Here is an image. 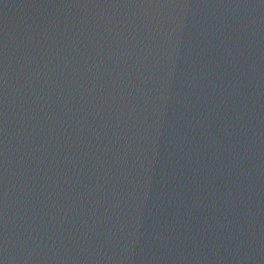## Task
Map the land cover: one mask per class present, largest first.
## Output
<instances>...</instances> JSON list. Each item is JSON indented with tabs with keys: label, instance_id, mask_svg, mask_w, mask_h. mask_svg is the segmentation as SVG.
<instances>
[{
	"label": "water",
	"instance_id": "95a60500",
	"mask_svg": "<svg viewBox=\"0 0 264 264\" xmlns=\"http://www.w3.org/2000/svg\"><path fill=\"white\" fill-rule=\"evenodd\" d=\"M5 264H264V2L3 0Z\"/></svg>",
	"mask_w": 264,
	"mask_h": 264
},
{
	"label": "snow or ice",
	"instance_id": "6c2138e0",
	"mask_svg": "<svg viewBox=\"0 0 264 264\" xmlns=\"http://www.w3.org/2000/svg\"><path fill=\"white\" fill-rule=\"evenodd\" d=\"M3 0H0V3H2ZM77 2V0H63V3H72L75 4ZM87 2H92V0H87ZM262 2H264V0H262ZM0 67H2V65H0ZM2 195H0V202H2ZM0 264H5V261L0 258Z\"/></svg>",
	"mask_w": 264,
	"mask_h": 264
}]
</instances>
